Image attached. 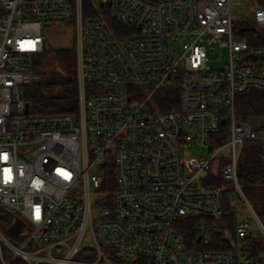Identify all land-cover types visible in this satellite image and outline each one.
<instances>
[{
	"label": "built area",
	"instance_id": "built-area-1",
	"mask_svg": "<svg viewBox=\"0 0 264 264\" xmlns=\"http://www.w3.org/2000/svg\"><path fill=\"white\" fill-rule=\"evenodd\" d=\"M238 2L264 29L258 0H0V216L21 229L0 221V264H264L239 169L248 142L264 153V115L236 112L264 93V48L240 38ZM63 24L77 111L31 114L45 30Z\"/></svg>",
	"mask_w": 264,
	"mask_h": 264
},
{
	"label": "trees",
	"instance_id": "trees-1",
	"mask_svg": "<svg viewBox=\"0 0 264 264\" xmlns=\"http://www.w3.org/2000/svg\"><path fill=\"white\" fill-rule=\"evenodd\" d=\"M258 1L264 4V0ZM235 25V28L241 32V39L246 40L251 46L264 48V37L253 24ZM60 52L63 54L67 51L61 50ZM43 55L40 56L38 65L42 69H46ZM47 86L55 89V92L49 94L47 91L46 94L36 87L27 94L25 101L30 104L31 114H71L77 111L78 85L76 73L74 77L63 74L59 78H53ZM236 112L243 117L264 115V93L254 91L239 97ZM239 169L240 183L248 201L256 207L259 215L264 217V153L260 144L255 142L245 144ZM107 182L113 186L112 173L107 176ZM216 183L221 184V181L217 180ZM196 223V218H186L180 225V235L187 245H190L197 236ZM2 228L7 233L9 229H7V225L2 223Z\"/></svg>",
	"mask_w": 264,
	"mask_h": 264
},
{
	"label": "rangeland",
	"instance_id": "rangeland-1",
	"mask_svg": "<svg viewBox=\"0 0 264 264\" xmlns=\"http://www.w3.org/2000/svg\"><path fill=\"white\" fill-rule=\"evenodd\" d=\"M259 3L263 6L260 1ZM232 15L235 20V24L248 23L254 25V16L251 11L250 4H244L238 2L236 6L232 9ZM236 27V25H235ZM255 27V25H254ZM257 28V26H256ZM264 37V29L257 28ZM47 38V52L43 55V62L45 63L46 69L44 71L45 75L42 76V79L37 82L35 85L26 88V93L28 94L34 88H40L42 92L47 94V91L54 93L55 89L47 86L53 78H59L63 74L74 77L76 73V64H77V53H76V42H75V33L72 28H69L68 25H55L51 28L45 30ZM62 48H69V51L61 53ZM228 61V50L223 49L221 53H218L216 56L212 57L210 65L215 69L222 68ZM73 66H75L73 68ZM203 149H196L192 153L188 154V157H196L203 153ZM254 212L258 216L259 221L264 227V217L260 216L256 207L251 204ZM244 212V208H242ZM245 217H249L251 222V234L257 238H262L264 235L261 233L259 228L258 220L253 216V214L245 211ZM0 221L4 225H8L11 220L5 215L0 216Z\"/></svg>",
	"mask_w": 264,
	"mask_h": 264
},
{
	"label": "water",
	"instance_id": "water-1",
	"mask_svg": "<svg viewBox=\"0 0 264 264\" xmlns=\"http://www.w3.org/2000/svg\"><path fill=\"white\" fill-rule=\"evenodd\" d=\"M62 51H68L69 48H62L61 49ZM25 107H26V111L28 112L29 108H30V104L29 103H26L25 104ZM21 229L20 227H18V225H13L12 227H10L8 229V232L11 234V235H18L20 233ZM201 240V237H198V241Z\"/></svg>",
	"mask_w": 264,
	"mask_h": 264
}]
</instances>
